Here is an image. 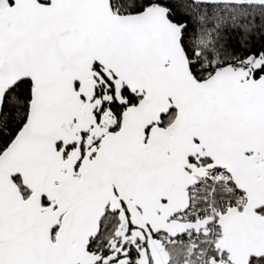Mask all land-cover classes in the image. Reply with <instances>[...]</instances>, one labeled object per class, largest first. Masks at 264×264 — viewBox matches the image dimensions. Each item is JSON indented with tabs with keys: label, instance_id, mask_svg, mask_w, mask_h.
I'll return each mask as SVG.
<instances>
[{
	"label": "snow or ice",
	"instance_id": "snow-or-ice-1",
	"mask_svg": "<svg viewBox=\"0 0 264 264\" xmlns=\"http://www.w3.org/2000/svg\"><path fill=\"white\" fill-rule=\"evenodd\" d=\"M0 264H264V0H0Z\"/></svg>",
	"mask_w": 264,
	"mask_h": 264
}]
</instances>
